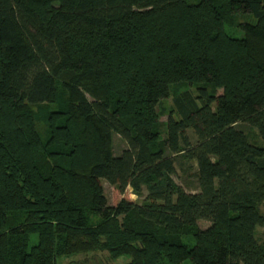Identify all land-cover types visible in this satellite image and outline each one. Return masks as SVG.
<instances>
[{
    "label": "trees",
    "instance_id": "16d2710c",
    "mask_svg": "<svg viewBox=\"0 0 264 264\" xmlns=\"http://www.w3.org/2000/svg\"><path fill=\"white\" fill-rule=\"evenodd\" d=\"M261 204L264 0H0V264H264Z\"/></svg>",
    "mask_w": 264,
    "mask_h": 264
},
{
    "label": "rangeland",
    "instance_id": "374dc122",
    "mask_svg": "<svg viewBox=\"0 0 264 264\" xmlns=\"http://www.w3.org/2000/svg\"><path fill=\"white\" fill-rule=\"evenodd\" d=\"M198 0H187L188 3H195ZM226 31L228 34L234 37H241L242 31L239 28H230L226 27ZM221 91H218V94ZM172 104L171 99H165L162 101L163 107H161L165 114L161 113L160 121L165 123L167 120V110ZM160 108V111L162 110ZM36 129L42 140L46 139V125L40 114L37 115L35 120ZM237 127L243 132L247 133L250 141L252 143L260 144V138L257 134V130L251 127L247 122H239ZM165 126L163 125L161 128L162 137L164 136ZM188 137L192 144L196 142L195 135L193 132L188 129L187 130ZM113 154L119 155L121 152L127 148L126 141L117 133H113ZM174 181L182 186L186 192H197L198 191V180L196 178V172L191 163H186L182 168H179V165L176 164V173L173 176ZM101 184L103 187L104 195L107 199V203L109 205H115L120 199H128L131 201H141V197H138L136 194L132 192L131 187H127L123 193H120L117 189L111 186L104 180H101ZM143 195H146V190H143ZM260 209L264 212V204L260 205ZM210 223L205 220H199L198 225L200 228H206ZM256 236L258 239H261L264 236V227H258L256 231ZM36 241V235H30V242L33 244ZM187 244H192V241L189 239L184 240ZM128 258L126 256H120L117 259L109 258L106 251H94L85 254H78L72 257H63L57 260V264H124ZM242 264V263H237Z\"/></svg>",
    "mask_w": 264,
    "mask_h": 264
}]
</instances>
